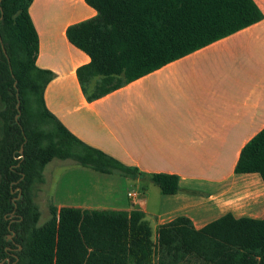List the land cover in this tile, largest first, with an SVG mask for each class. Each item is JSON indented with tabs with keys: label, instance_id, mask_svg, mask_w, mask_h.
Returning a JSON list of instances; mask_svg holds the SVG:
<instances>
[{
	"label": "trees",
	"instance_id": "obj_1",
	"mask_svg": "<svg viewBox=\"0 0 264 264\" xmlns=\"http://www.w3.org/2000/svg\"><path fill=\"white\" fill-rule=\"evenodd\" d=\"M32 2L0 3V35L9 58L0 42V262L182 264L194 258L205 264H264V217L226 213L196 228L189 217L178 216L161 224L154 240L141 211L50 204V217L40 224L36 198L47 182L45 168L55 160L145 179L163 194L181 188L176 174L144 173L85 143L48 110L44 92L54 73L36 64ZM85 2L96 16L71 24L66 34L90 57L77 70L89 101L263 18L254 0ZM234 171L258 173L264 181V128L244 145ZM9 247L16 251L11 254Z\"/></svg>",
	"mask_w": 264,
	"mask_h": 264
},
{
	"label": "crops",
	"instance_id": "obj_2",
	"mask_svg": "<svg viewBox=\"0 0 264 264\" xmlns=\"http://www.w3.org/2000/svg\"><path fill=\"white\" fill-rule=\"evenodd\" d=\"M254 1L259 22L89 101L77 70L90 57L66 31L97 11L85 0H33L36 64L54 73L44 92L48 110L85 143L144 173L176 174L181 188L163 194L150 181L78 165L57 178L52 204L141 211L154 239L178 216L196 228L226 213L264 217L263 179L234 171L264 128V0Z\"/></svg>",
	"mask_w": 264,
	"mask_h": 264
},
{
	"label": "rangeland",
	"instance_id": "obj_3",
	"mask_svg": "<svg viewBox=\"0 0 264 264\" xmlns=\"http://www.w3.org/2000/svg\"><path fill=\"white\" fill-rule=\"evenodd\" d=\"M2 106L3 105H2V102L0 100V110L2 109ZM1 129H2V125H1V121H0V136H1ZM65 163H67V162H61L59 160H55V161H52L51 163H49L45 168V175H46L47 182H46V184H44L41 187V189L38 192L37 198H36V200L40 206V210H41L40 224L45 223L48 220V218L50 217L49 206H50V204H52L51 194H52L53 190L55 189L57 178L60 176V174L63 171L68 170L72 166H78V165H73V164L63 165ZM142 180H145V179H142ZM146 181H147L146 183L148 184L149 181L148 180H146ZM152 186H155V188L157 189L156 185H152ZM17 189L18 188L13 190L14 194L17 192ZM135 195H136V193H135ZM14 215L15 214L12 212L11 216L14 217ZM14 237H15L14 234L13 235L10 234L8 236V239L12 240ZM153 238H155V234H154ZM9 249H10L11 254H13L16 251L15 248H12V249L9 248ZM182 264H205V263H203L202 261H199L197 259L190 258V259L186 260L185 262H183Z\"/></svg>",
	"mask_w": 264,
	"mask_h": 264
},
{
	"label": "water",
	"instance_id": "obj_4",
	"mask_svg": "<svg viewBox=\"0 0 264 264\" xmlns=\"http://www.w3.org/2000/svg\"><path fill=\"white\" fill-rule=\"evenodd\" d=\"M1 1H2V0H0V3H1ZM0 42H1V46H2L3 52L6 54V56H7V58H8V55H7V52H6V49H5L4 43H3V41H2L1 35H0ZM8 60H9V58H8ZM19 105H20V102L18 101V103H17V108H19ZM19 115H20V111H19L18 114L16 115V119H18ZM21 151H22V149H21ZM20 195H21V188H19V195H18V198L20 197ZM13 213H14V212H13ZM9 228H10V227H9ZM13 234H14V233L12 232L11 235H13ZM0 264H3V261H1Z\"/></svg>",
	"mask_w": 264,
	"mask_h": 264
},
{
	"label": "built area",
	"instance_id": "obj_5",
	"mask_svg": "<svg viewBox=\"0 0 264 264\" xmlns=\"http://www.w3.org/2000/svg\"><path fill=\"white\" fill-rule=\"evenodd\" d=\"M129 196L130 197H134L135 196V192H129Z\"/></svg>",
	"mask_w": 264,
	"mask_h": 264
},
{
	"label": "flooded vegetation",
	"instance_id": "obj_6",
	"mask_svg": "<svg viewBox=\"0 0 264 264\" xmlns=\"http://www.w3.org/2000/svg\"><path fill=\"white\" fill-rule=\"evenodd\" d=\"M9 248H11V249H12V247H9Z\"/></svg>",
	"mask_w": 264,
	"mask_h": 264
}]
</instances>
